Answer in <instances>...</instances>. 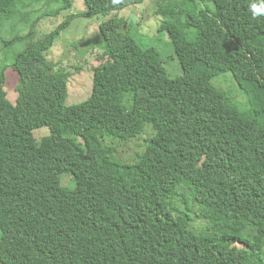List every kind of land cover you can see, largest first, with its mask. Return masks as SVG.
Returning <instances> with one entry per match:
<instances>
[{"label":"trees","instance_id":"16d2710c","mask_svg":"<svg viewBox=\"0 0 264 264\" xmlns=\"http://www.w3.org/2000/svg\"><path fill=\"white\" fill-rule=\"evenodd\" d=\"M17 1L0 0V14L13 16ZM144 1L84 0L79 15ZM249 2L157 4L179 75L126 19L102 21L105 60L78 103L66 104L72 71L47 56L78 14L0 67V264H264V207L242 208L244 192L264 183V17L253 19ZM71 6L62 0L55 14ZM224 73L244 107L214 84ZM44 126L51 146L35 136ZM148 126L144 149L125 161L118 145Z\"/></svg>","mask_w":264,"mask_h":264},{"label":"rangeland","instance_id":"374dc122","mask_svg":"<svg viewBox=\"0 0 264 264\" xmlns=\"http://www.w3.org/2000/svg\"><path fill=\"white\" fill-rule=\"evenodd\" d=\"M162 0H145L143 3L132 5L107 16L85 17L79 15L86 9L84 0H72V6L62 10L60 14L55 11L60 7L62 0H18L17 11L13 16L3 17L0 14V67L4 63L10 64L13 56L21 52L30 40L38 41L46 34L53 31L69 14H78L70 24L64 28L47 51L49 59L57 65L66 66L72 71L69 80V92L66 104H74L85 100L93 88V67L105 59L103 55V40L99 25L102 21L112 16L126 19V26L131 28L130 33L144 46L157 48L164 58V63L172 75L182 74V66L171 43L167 31H160L162 17L156 14L157 4ZM169 1V0H168ZM171 1V0H170ZM174 1V0H173ZM52 15H45L46 13ZM182 23V22H180ZM34 29L33 37H26ZM81 67V69H77ZM9 99L15 103L17 98L16 85L18 73L12 67L6 69ZM233 79V80H232ZM219 88L230 93L240 107L247 104L246 95L230 73L218 76L214 81ZM150 125V124H148ZM151 126L146 132L131 141L118 145V150L125 161H133L139 151L144 149L145 138L152 135ZM35 136L48 146L52 145L50 131L47 126L35 130ZM52 156H58V151L53 149ZM130 158V159H129ZM64 184L72 183V175L62 177ZM73 187L74 185H70ZM242 208L259 204L264 207V183H254L244 192ZM205 225L197 219L195 226L200 228Z\"/></svg>","mask_w":264,"mask_h":264},{"label":"clouds","instance_id":"9594fccd","mask_svg":"<svg viewBox=\"0 0 264 264\" xmlns=\"http://www.w3.org/2000/svg\"><path fill=\"white\" fill-rule=\"evenodd\" d=\"M248 10L253 19L264 17V0H250Z\"/></svg>","mask_w":264,"mask_h":264}]
</instances>
